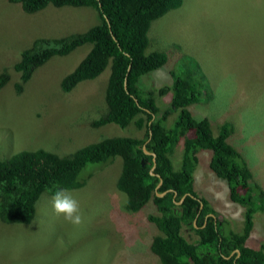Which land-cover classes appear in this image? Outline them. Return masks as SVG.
Returning a JSON list of instances; mask_svg holds the SVG:
<instances>
[{
  "label": "rangeland",
  "instance_id": "rangeland-1",
  "mask_svg": "<svg viewBox=\"0 0 264 264\" xmlns=\"http://www.w3.org/2000/svg\"><path fill=\"white\" fill-rule=\"evenodd\" d=\"M258 3L264 0H182L178 8L151 23L145 54L164 52L167 63L141 76L139 83L146 93L170 86V71L179 76L191 59L198 61L212 99L192 105L189 111L196 119L208 118L215 134L222 123H233L235 131L228 141L248 160L254 181L264 189V39L252 35L255 25L264 23L256 15ZM97 22L90 8L48 6L28 14L20 4L0 0V73L6 69L10 75L0 89V159L36 149L66 156L105 137H144L145 130L133 126L90 125L106 111L109 67L69 93L61 90V80L87 54V45L52 57L21 91L16 89L20 74L12 66L34 39L82 32ZM153 98L163 111L170 105L171 93L160 96L153 91ZM174 118L175 114L169 115L165 123ZM182 149L183 142L174 149L175 167ZM198 157L196 192L207 200L225 232L240 233L245 209L229 200L226 183L207 169L209 153ZM120 165L118 157L105 165H88L81 173L93 172L88 183L65 191L80 203L84 223L79 227L54 213L48 194L37 202L32 224L0 222V264H160L149 250L151 236L159 233L147 220L154 210L150 204L137 213L124 209L126 197L116 188ZM263 240L264 212H256L245 243L258 248Z\"/></svg>",
  "mask_w": 264,
  "mask_h": 264
},
{
  "label": "trees",
  "instance_id": "trees-1",
  "mask_svg": "<svg viewBox=\"0 0 264 264\" xmlns=\"http://www.w3.org/2000/svg\"><path fill=\"white\" fill-rule=\"evenodd\" d=\"M8 1L20 4L28 14L48 6L90 8L96 12L98 21L82 32L34 39L12 66L20 74L18 91L52 57L67 56L87 45L90 47L87 54L61 80V90L69 93L81 82L96 79L109 67L104 92L106 111L90 125L100 128L114 124L121 129L133 126L144 129L145 135L141 139L105 137L66 156L36 149L0 159V222L32 224L42 195L80 189L93 175L89 170L81 175L88 165H105L118 157L121 165L116 188L126 197L124 209L137 213L150 204L154 210L147 220L159 233L151 236L149 250L160 264H264V240L258 248L245 243L253 228V214L264 212V189L254 181L248 160L228 141L235 131L234 125L224 122L215 134L208 118L196 119L189 111L192 105L212 99L199 62L191 59L179 76L170 71V86L151 88L147 93L140 89L141 76L167 63L164 52L145 54L151 23L178 8L182 0ZM256 8L257 17L264 19V3H258ZM254 28L252 35L264 39V23ZM9 80L10 75L4 69L0 73V89ZM153 91L160 96L171 93L167 109L160 110ZM172 114L175 118L167 125L165 122ZM180 142L183 149L175 167L172 155ZM143 146L149 155L144 153ZM202 152L209 153L207 169L226 183L229 200L245 209L240 233L225 232L220 222L205 218L215 213L194 188V172ZM185 194L178 206L176 203ZM195 219L197 228L193 224Z\"/></svg>",
  "mask_w": 264,
  "mask_h": 264
},
{
  "label": "clouds",
  "instance_id": "clouds-1",
  "mask_svg": "<svg viewBox=\"0 0 264 264\" xmlns=\"http://www.w3.org/2000/svg\"><path fill=\"white\" fill-rule=\"evenodd\" d=\"M52 207L57 216H62L71 225L79 227L84 223V215L79 201L65 191L60 190L54 193Z\"/></svg>",
  "mask_w": 264,
  "mask_h": 264
},
{
  "label": "flooded vegetation",
  "instance_id": "flooded-vegetation-1",
  "mask_svg": "<svg viewBox=\"0 0 264 264\" xmlns=\"http://www.w3.org/2000/svg\"><path fill=\"white\" fill-rule=\"evenodd\" d=\"M144 165H145V163L143 164V166H144ZM153 166H154V165H153ZM153 166H152V168H153ZM152 168H151L150 171H149L150 173H152V172H151ZM186 195H187V194H185L182 198H180V201L176 203L178 206L182 203V201L184 200V198L186 197ZM210 215L212 216V214H208L207 216H205V218H207V217L210 216ZM213 220H214V218H213ZM193 224H194V225L196 224V219L194 220ZM205 225H206V224H205V222H204V226H205ZM195 227L197 228L196 225H195ZM231 254H232V253H231ZM231 254H230V257L232 256Z\"/></svg>",
  "mask_w": 264,
  "mask_h": 264
},
{
  "label": "water",
  "instance_id": "water-1",
  "mask_svg": "<svg viewBox=\"0 0 264 264\" xmlns=\"http://www.w3.org/2000/svg\"><path fill=\"white\" fill-rule=\"evenodd\" d=\"M143 151H144V153H145L146 155H149V152L146 151L145 146H143ZM152 156L155 157L154 154H152ZM142 164H144V162H143ZM154 167H155V165L153 166L151 172L154 170ZM151 174H153V172H152ZM160 184H161V181H160L158 187L160 186ZM162 195H163V193H162V194H158L157 196H162ZM212 217L214 218V215H213V214H212ZM231 255H233V253H232Z\"/></svg>",
  "mask_w": 264,
  "mask_h": 264
}]
</instances>
